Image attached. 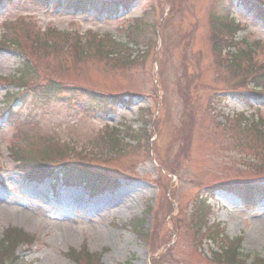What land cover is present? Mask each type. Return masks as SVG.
Wrapping results in <instances>:
<instances>
[{
	"label": "rangeland",
	"instance_id": "obj_1",
	"mask_svg": "<svg viewBox=\"0 0 264 264\" xmlns=\"http://www.w3.org/2000/svg\"><path fill=\"white\" fill-rule=\"evenodd\" d=\"M105 4L109 0H103ZM180 2L181 9L168 23L164 40L172 42L176 49L170 51L165 43L164 51L172 52L171 56L163 59L162 64L166 71L165 90L168 93L167 105L170 110V120H165L161 126V146L166 144V136L172 129H178L188 119L195 122L193 130L192 164L188 174L179 184L183 197V204L188 203L200 193L206 185L232 181H257L263 178L252 175L249 166L244 164L255 161L251 152H239V149L230 145L234 131L230 127L231 117L236 121L240 114L247 117L249 114L264 115V105H259L257 110L227 95L235 82L232 74L220 71L216 79L212 78L213 66L209 63V46L205 36L209 34L205 29L207 12L218 13L217 2L214 0H170ZM178 2H174L178 4ZM264 3V0H261ZM68 4V2H67ZM190 8V9H188ZM162 7L157 0H137L130 12L119 14L111 21L84 19L72 16L68 12L51 11L31 6L6 8L0 12V36L3 25L15 20H27L44 29L54 27L58 30L79 32L83 34L91 31L98 35L110 34L118 42H126L125 28L143 19L146 23L159 20ZM195 17L199 24L195 29L190 28L191 17ZM234 19L240 25L237 34L238 42L246 41L248 44L258 41L264 44V26L254 22L243 10L236 9ZM146 46L140 43L137 48L131 49L128 55L131 59L141 57L130 65L118 62L115 57L110 60L99 57L93 51H88L78 62L84 68L78 76L76 68L71 69L73 58L67 51L56 48L58 52L47 58L48 63L55 67H66V73L58 72V79L71 82L74 79L93 88L109 90L118 93H141L140 98H135L134 105L129 108L119 107L108 118L101 115L96 117L82 116L80 113L70 112L66 106L52 101L46 110L37 112L34 121L38 123L37 129L32 132L50 137L58 143L75 142L76 148L90 147V138L95 136L104 124L112 127H122L126 124L133 130L142 129V122L148 124V118L141 120L140 110L145 109L152 115L156 111V103L152 98L144 97L151 93L152 79L150 77L151 54L155 43L150 42V28L144 30ZM1 38V37H0ZM150 45V46H149ZM156 41V48H158ZM92 49H95L91 47ZM149 56L147 57V53ZM229 52V51H228ZM227 50L223 56H227ZM230 52H235L231 50ZM147 59H146V57ZM263 56L258 55L257 60L262 62ZM20 59L11 50L0 51V76L8 77L15 74L19 68ZM198 65L199 71L194 66ZM198 77L200 82L194 85L193 78ZM16 88L0 87V109L2 108L5 93L15 91ZM220 92L219 98H214ZM18 108V104H14ZM257 107V106H256ZM211 109V115H208ZM259 110V111H258ZM245 112V113H244ZM26 111L21 110L17 117L23 119ZM189 116V117H187ZM195 118V121H194ZM225 126H216L223 122ZM222 124V123H221ZM149 127H147L148 129ZM27 131L23 129V133ZM190 128L170 135L168 140V158L162 160L170 166L182 167L185 158L187 137ZM17 131L9 126L5 117L0 116V162L4 166L2 176L5 178L6 192L0 184V238L1 233L8 227L19 228L27 234L37 238L31 247L20 246L16 250L18 256L23 257L29 264H73L64 257V254L73 249L78 251L85 245L88 252L100 254L98 264H149L151 252L147 246L139 242L127 228V223L144 216L147 206L158 205L163 202L167 194L164 178L158 177V167L154 160L149 159L147 151V138L142 135L138 142L132 143L130 151L121 152L122 156L112 162L108 174L116 176L138 174L130 182H124L121 188L101 200H89L82 189H53L52 181H45L41 185L28 184L15 169V163L10 159L9 148L16 145ZM33 136V135H32ZM34 137V136H33ZM90 139V140H89ZM93 140V139H92ZM131 141L136 142L131 139ZM87 143V145H86ZM135 146L134 150L132 149ZM45 151V150H44ZM252 152L254 150L252 149ZM189 161V162H190ZM134 166V167H132ZM97 166L96 169H100ZM103 168V167H102ZM249 172H248V171ZM247 172V173H246ZM264 177V176H261ZM163 186V190L156 189L153 182ZM216 213L214 219L220 223L226 236L230 239L243 235L241 254L248 256L246 264L253 258L264 259V202L258 208L263 212L261 217L253 220L252 229H244L245 216L251 213L246 211L236 197L218 193L214 198ZM182 203V202H181ZM123 207L119 209L118 207ZM143 228L151 225L150 217H146ZM166 231L157 237L159 245L167 242ZM171 239V235L168 234ZM183 243H188L187 238H181ZM41 241V243H40ZM211 248V247H210ZM173 254L183 263L190 261L196 264L194 255L190 256L189 248L183 244L176 248ZM169 260V259H168ZM176 264V263H174ZM259 264V263H258Z\"/></svg>",
	"mask_w": 264,
	"mask_h": 264
},
{
	"label": "trees",
	"instance_id": "obj_2",
	"mask_svg": "<svg viewBox=\"0 0 264 264\" xmlns=\"http://www.w3.org/2000/svg\"><path fill=\"white\" fill-rule=\"evenodd\" d=\"M242 1V3L244 4V7L246 9L249 10V12L259 21H261L262 23H264V8L260 5H257L256 3H254L252 0H240ZM241 65L239 62L235 63V70H237L239 68V70H241ZM52 91L58 93L59 95V87L56 86H52ZM76 91L73 93L75 95ZM68 95L72 96V92L69 93L67 92ZM87 96V94H84V97ZM250 192H259L260 189L259 188H253V189H249ZM260 192H263L264 194V189ZM18 239V236H11V235H7L5 240L3 242L0 243V264L4 263L5 260L10 259L11 257H13V252L15 250L16 245V241ZM16 245V246H15ZM237 256V253L235 251H233L232 253L229 252L225 259H230V260H235V257ZM91 259H94V256H88ZM74 261H78V257L74 256ZM261 264H264V262L260 261Z\"/></svg>",
	"mask_w": 264,
	"mask_h": 264
},
{
	"label": "bare ground",
	"instance_id": "obj_3",
	"mask_svg": "<svg viewBox=\"0 0 264 264\" xmlns=\"http://www.w3.org/2000/svg\"><path fill=\"white\" fill-rule=\"evenodd\" d=\"M118 208H119V209H123V207H122V206H121V207L119 206Z\"/></svg>",
	"mask_w": 264,
	"mask_h": 264
}]
</instances>
